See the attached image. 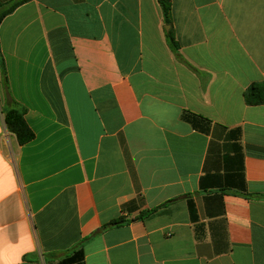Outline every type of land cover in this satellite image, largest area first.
Listing matches in <instances>:
<instances>
[{
    "label": "crops",
    "instance_id": "1",
    "mask_svg": "<svg viewBox=\"0 0 264 264\" xmlns=\"http://www.w3.org/2000/svg\"><path fill=\"white\" fill-rule=\"evenodd\" d=\"M171 1L172 27L158 0H26L3 17L0 264L80 246L73 264H264V102L247 100L264 86V0ZM16 104L24 145L3 113Z\"/></svg>",
    "mask_w": 264,
    "mask_h": 264
},
{
    "label": "trees",
    "instance_id": "2",
    "mask_svg": "<svg viewBox=\"0 0 264 264\" xmlns=\"http://www.w3.org/2000/svg\"><path fill=\"white\" fill-rule=\"evenodd\" d=\"M158 1L163 11L165 24L167 26L172 27V1L171 0H158ZM24 2H26V0L17 2L9 10L5 11L0 17V23L4 16L11 13L15 8H17L20 4ZM167 38H168L170 47L173 49L178 60L181 63L187 64L184 58L179 53L180 47H179L178 42L175 39L172 29L168 31ZM4 79H5V82H7L5 72H4ZM260 93H264V86H258V85L253 86L247 94L248 102L249 103H263L264 98H260V96H258ZM3 113L5 114V122H6L8 130L11 133L16 135L20 145L29 143L34 139L35 135L32 132V130L29 128L27 122L25 121V118H24L25 110L23 108L19 107V105L16 104L14 106L6 107V109L3 110ZM165 206H167V204L161 207L152 209L150 211L144 212L142 213L141 218L145 219L148 216H151L152 214L157 212L160 208L165 207ZM125 223L126 222L124 220H119V221L106 225L103 228V230L107 228H111V227L122 226ZM83 259H84L83 247L80 246V248L76 250L72 256L68 257L66 260H64L60 264H73V263L81 262L83 261Z\"/></svg>",
    "mask_w": 264,
    "mask_h": 264
},
{
    "label": "water",
    "instance_id": "3",
    "mask_svg": "<svg viewBox=\"0 0 264 264\" xmlns=\"http://www.w3.org/2000/svg\"><path fill=\"white\" fill-rule=\"evenodd\" d=\"M170 27H167V29H169Z\"/></svg>",
    "mask_w": 264,
    "mask_h": 264
}]
</instances>
